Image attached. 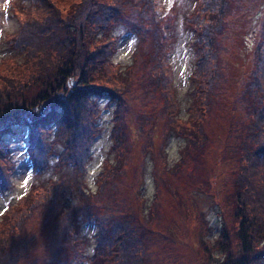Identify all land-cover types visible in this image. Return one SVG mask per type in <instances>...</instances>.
Returning a JSON list of instances; mask_svg holds the SVG:
<instances>
[{
    "label": "trees",
    "instance_id": "16d2710c",
    "mask_svg": "<svg viewBox=\"0 0 264 264\" xmlns=\"http://www.w3.org/2000/svg\"><path fill=\"white\" fill-rule=\"evenodd\" d=\"M19 1L25 5L26 13H22L26 16L21 21L16 20L14 36L6 37L3 34L4 37H0V45H8L12 56L15 57L25 53L27 56L38 53L40 62L36 63L37 71L33 72L30 78L27 77L26 81L34 87L39 82L44 84L41 89L40 84L36 90L17 99L0 101V121H2L0 143H4L3 137L8 130L28 125L31 139L36 142L31 151L33 162L42 161L47 151L44 150L50 146V141L47 144L46 139L54 137L58 138L64 148L59 162L66 166L69 163L74 165L76 157L82 151H88L95 137L92 118L97 110L91 97L109 91L117 102L110 136L116 145L123 148V163L121 161L115 163L119 166L135 167L132 150L128 151L124 145L126 139L130 138L132 141V131L134 137L136 133L138 136L141 135L147 143L148 150L156 154L152 159L149 157L151 163L147 165L156 191L158 171L162 174V167H166L165 162L161 164L160 157H166V154H160L159 148L154 151L158 144L154 136L163 141L168 137L160 133L172 130L178 138L180 149L178 148V159L172 163V166L176 165L170 171H181L183 166L179 167V165L184 163L185 151H187L186 155L192 162L188 177L193 178L202 157L209 151L208 139L203 132L206 128L202 123L200 128L203 138L199 141L191 139V142L190 135H185L180 130L174 129L175 127L170 128L184 118L173 116L167 103L172 80L169 66L163 57L169 55L170 46L159 32V26L153 18L155 0H79L73 4L78 9L74 13L71 12L73 15L69 23L72 25L68 29L62 28L61 23L55 21L54 15L58 13L45 0ZM199 1L200 3H197L191 15L185 20L188 29L192 30L196 37L193 43L195 66L191 75L197 78L191 84L194 92L189 94L186 117L190 115L194 105L200 103L201 121L207 122L211 114L217 109H226L227 103L230 102L226 95L228 89L222 87V80H235L226 69L224 57L227 48L225 43L231 39V31H234L238 37L239 50L234 53L236 58L242 64L247 62L250 64L248 74L245 77H238L232 98L233 107L238 106L244 110L242 120H235L233 109L227 119L232 142L228 154L234 156L232 157L234 167L228 176L230 184L227 182L230 189L227 190L226 199L232 202L228 214L231 216L237 212V218L242 221L237 231L230 230V235L236 238V243L235 245L229 243L219 264H264V216L262 215L264 214V5L249 21L244 18L242 5L252 0ZM256 1L264 3V0ZM14 2L16 0L11 1V7ZM38 7L36 13L30 16L29 13L32 11L29 10ZM261 11L263 17L260 21L258 19ZM115 28L136 32L141 39L131 63L124 67V70L132 69L137 61H143V50L149 55L147 61L143 63L145 72L142 79L135 80L133 86L129 85L125 94L120 93L117 88L103 87L93 82L101 75L94 63L97 57L102 58L105 64H113L110 55L111 43L117 38L112 34ZM101 39L107 41V44H102L103 56L97 55V50L95 53L90 48L93 43L97 44V40ZM52 47L57 50H52ZM43 53L46 54L43 58H48L50 53L56 56V64L52 72H49L48 66L44 69L40 68ZM136 91L142 93L143 100L146 101L145 106H150L152 110L142 114L138 124L135 118L130 122L131 124L123 121L120 124L117 108L130 101L132 106ZM160 105L161 109H159ZM21 113L24 114L23 120ZM12 115L14 118H11ZM178 127L184 129L182 126L178 125ZM217 139L221 138L217 137ZM6 153H9L7 149L3 153L0 149L2 159L6 157ZM156 160L160 161L159 165L156 164ZM142 164H145V160ZM100 176L106 188L94 198L103 202V205L98 204L99 208L109 210L111 214L107 220L102 217H96L94 220L97 231L101 230L102 233H96L91 264H144L146 248L138 244L141 241V234L135 225V220L132 215L119 211V208L123 212L127 210L124 198L121 196L120 199V196H116L117 193L114 192L117 191L116 185L120 182L119 173L114 166L107 164L103 167ZM162 177L167 182L171 178L166 172ZM57 188H62V184L52 182L50 191L55 189V199L51 204L55 206L54 215L57 224L51 229V233L54 235V241L59 238L56 242L66 243V249L70 254L75 255L80 248L75 232L77 222L71 211L63 205L67 199L61 202ZM2 189L3 186L0 184V190ZM82 190L78 187L75 192ZM32 194L30 202L43 201L38 199L36 194ZM108 200L112 205H105ZM45 203L51 205L48 199ZM36 204L31 203L32 206L29 208L27 217H30V222L33 221L36 207L42 206ZM10 207L2 215L11 212L13 208ZM84 210L87 215L94 210L99 212L93 205H87ZM121 214H125V217H120ZM220 215L223 216V213L221 212ZM3 221L4 218L0 222ZM20 226H23L22 222ZM223 235L228 238L224 220L220 237ZM16 239V233L9 238L0 237V264H18L21 244L10 242ZM59 247L65 252L63 246ZM59 262L54 263L60 264Z\"/></svg>",
    "mask_w": 264,
    "mask_h": 264
},
{
    "label": "rangeland",
    "instance_id": "374dc122",
    "mask_svg": "<svg viewBox=\"0 0 264 264\" xmlns=\"http://www.w3.org/2000/svg\"><path fill=\"white\" fill-rule=\"evenodd\" d=\"M11 1L0 0V35L5 34L6 37L14 36L16 20L21 21L26 16L22 13L25 12V5L16 0L11 7ZM45 1L58 13L54 15L55 21L61 23L62 28L68 29L72 25L69 23L73 15L71 12L74 13L78 9L73 4L79 0ZM159 4L161 8L156 14V19L159 21V30L160 26H163L167 31L165 39L170 46L169 55L163 57L169 66L173 85L167 103L173 116L184 118L170 128L175 127L174 129L180 130L185 135H190V142L191 139L199 141L203 138L200 128L203 123L206 128L203 132L208 139L209 151L202 157L194 177L189 178L192 162L186 155L187 151H185L184 163L179 165V167L183 166L181 171H170L176 165L172 166V163L179 156V141L174 131L160 133L168 137L163 141L154 136L158 143L154 151L156 152L159 148L160 154L166 151L167 155V157H160L161 164L165 162L166 167H162V174L158 171V188L155 191L147 165L151 163L149 157L152 159L156 157V154L148 150L147 143L141 135L138 136L136 133L134 137V131H132V141L130 138L126 139L124 145L128 151L132 150L135 167L119 166L115 163L117 161L123 163V148L116 145L110 136L114 126L113 112L117 107L116 99H113L110 92L111 98L108 102L105 97L96 98V101L91 97V100L95 101L94 108L97 110L92 118L95 138L89 151L83 155L86 158L85 161L75 160L74 165L69 163L67 166L60 163L59 159L64 151L63 144L58 138L51 137L45 157L34 165L28 152L36 142L32 141L28 144V132L24 136L16 135L10 140L4 139V145L0 144V149L3 153L6 147H9V153H6L9 158L5 160V164L10 176L8 182L6 179L0 181V184L4 186L0 190V221L4 218V221L0 222V237L9 238L12 234H17V239L10 242L21 244L18 264H55L54 262L59 261L60 264H91L96 233H102L101 230L97 231L94 220L96 217L107 220L111 214L109 210L99 208L98 204L103 205V202L94 198L98 197L103 188H106V185L101 182L100 173L107 164L114 166L119 173L120 182L116 185L117 191L114 192L117 193L116 196H120V199L121 196L124 198L127 208L124 212L119 208V211L132 215L135 220V225L141 234V241L138 244L146 248L144 264H219L229 243L235 245L236 238L230 235V230L237 231L242 219L237 218V212L231 216L228 214L232 202L226 199V194L230 189L228 176L234 167L232 158L234 156L228 154L232 142L227 119L233 109L235 120H242L244 110L238 106L233 107L232 98L238 77H245L248 74L250 64L248 62L242 64L236 58L234 53L239 50L238 37L234 31H231V39L225 43L227 48L224 57L226 69L235 80H222V87L228 89L226 95L230 102L227 103L226 109H217L211 114L207 122L201 121L200 103L195 104L190 115L186 117L189 94L194 92V87L190 84L197 78L190 76L195 62L190 45L193 36L183 29L182 20L184 14L188 13L194 4L189 0H159ZM37 9L39 7L30 9L29 11L32 12L29 15L33 16ZM126 12L130 11L126 10ZM112 34L117 37L111 43L110 55V60L115 64H105L102 58L97 57L94 63L101 75L93 82L103 87L117 88L120 93L125 94L129 85L133 86L135 80L142 79L145 72L143 63L147 61L149 55L143 50V61H137L132 69L124 70L123 68L131 63L132 56L136 53L137 39L123 28L118 30L115 28ZM105 43L107 44L105 39L97 40V44L93 43L90 48L95 53L97 50V55L103 56L102 44ZM51 49L57 50L55 47ZM45 55L44 53L41 55L40 68L44 69L48 66L49 72H52L56 64V56L50 53L48 58H43ZM38 62H40L38 53L32 56H27L25 53L15 57L11 56L6 46L0 48V101L17 99L36 90L40 84V89L42 88L44 84L42 82L34 87L26 81L27 77L30 78L31 74L37 71L36 63ZM130 102L117 108L120 124L121 121L131 124L134 118L138 124L142 118L141 115L152 110L150 106H145L146 101L143 100L142 93L139 91L134 94L132 106ZM190 103L193 105L192 102ZM11 118H14V115ZM178 125L184 129H180ZM217 137L221 139L218 140ZM82 153L83 151L80 154ZM143 160H145L146 168L145 164H142ZM156 164L159 165L160 161L156 160ZM2 168L3 159L0 157V170ZM165 172L166 175L171 176L168 182L162 177ZM47 180L62 184V188H57L58 195L61 202L67 199L65 203H62L71 211L77 222L75 232L80 248L75 255L69 253L66 243L56 242L59 238L54 241V235L51 233V229L57 224L54 215L55 206L51 204L55 199V189L50 191L51 184ZM37 184L42 186L39 187ZM78 187L83 190L75 192ZM31 193L36 194L37 198L43 201L30 202L33 196ZM23 196H27L24 198L26 201L21 199ZM46 199L51 205L45 203ZM31 203L33 205L38 203L37 206L42 204V206L36 207L33 221L30 222L27 214L32 206ZM106 204L112 205L110 200ZM87 205H93L99 212L94 210L89 215L85 214L84 209ZM9 207L13 210L5 216L2 215ZM221 212L224 217L220 215ZM262 215L264 216L263 213ZM120 217H125V214H121ZM223 220L228 238L225 235L220 237L223 231L221 224ZM21 222L23 226H20ZM59 246H63L65 252H62Z\"/></svg>",
    "mask_w": 264,
    "mask_h": 264
}]
</instances>
